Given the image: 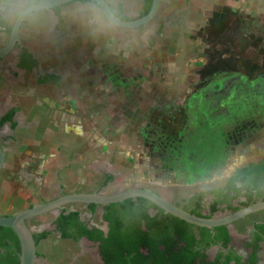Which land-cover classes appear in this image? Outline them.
<instances>
[{"label": "rangeland", "instance_id": "1", "mask_svg": "<svg viewBox=\"0 0 264 264\" xmlns=\"http://www.w3.org/2000/svg\"><path fill=\"white\" fill-rule=\"evenodd\" d=\"M263 1L259 0L257 3L255 0L251 5L248 0H226L225 7L227 8L213 9L218 24L214 23L211 26L204 24L203 28H197L195 33L189 34L191 40L196 41L197 48H201L197 55L201 56V59L188 63V65L183 64L186 62L185 56L188 54V50L183 49L186 51L184 58L181 57V64L185 66V72L180 71L174 75H171L170 71L163 72L165 81L178 80L181 86L177 91L173 89L171 83H165L167 86L164 88V93H171L169 96H172L177 92L181 94L180 96L174 99L168 98L166 95L160 97L154 94V89L137 88L142 92L144 90L149 92L150 97L145 99L148 105L144 110L138 107L140 109L138 113L141 112V114L134 117L136 121L134 120L132 129H130V124L128 125V116L121 122L116 123L115 121L117 129L114 130V133L115 131L119 132H116L111 138L112 141L115 138L117 143L127 142L135 148L134 163L123 166L110 159L102 146L101 148L98 146L102 144L100 129L97 130L100 133L99 136L93 137L95 135L91 133L93 120L91 118L86 120L84 135L80 136L81 138H77L74 134L71 135L76 137L75 140L71 139L74 144H81L80 158L77 159L81 169L85 167L90 171L92 169L109 171L112 167L119 166L125 169L122 185L126 189L135 188L142 183L161 188L186 190L201 189L205 185L222 180L245 159L252 161L259 159L264 148ZM136 2L135 0V3L134 1L132 3L136 5ZM163 5L162 11L168 7L167 4ZM179 7L177 6L176 10ZM135 8L138 9V6L136 5ZM199 10L201 19L213 15L210 13L211 8L201 7ZM161 12L148 23L150 28L155 27L159 20L163 21L162 18L166 15V11ZM134 15L136 14H132V16ZM184 32L187 35L188 29L186 28ZM194 36L195 40L192 38ZM121 41L127 48L128 42H131L132 38L125 37ZM141 41L142 44L139 46H135L134 41L131 43V48H136L139 51V54L136 53L137 57L133 55L131 61H128L127 58L114 61L110 66V71L115 73L117 80L119 67L125 66V70L131 68L133 74L131 77L127 70V78L130 76V79L138 81L143 77L145 71L143 70V73L141 70L139 71L138 63L135 64V61L142 63L147 54L146 57L154 62L156 51L160 50L163 53L172 51L171 47L169 49L167 46L161 47L166 44L165 40L163 44L160 42L161 39L152 40V37L149 40L143 38ZM145 41H147L146 44ZM180 42L184 43L185 41L181 40ZM179 47L182 48V45L180 44ZM160 53L158 52V55ZM150 60H146L148 70L155 71L156 66L148 63ZM202 64L206 66L200 71L193 74L188 72L191 66ZM150 65L153 66L150 67ZM7 69L10 70V67ZM8 73L13 75L12 71ZM13 76L14 79L8 84H3L0 89V95L4 96L7 101V104L2 105L6 109L12 105L10 98L23 95L26 90L31 92L29 88L32 86L28 79L22 84L15 75ZM191 78L201 82L200 85H196L197 90L203 86V82H220L218 85L212 83L207 87L205 89L208 94H206L207 100L199 98L196 104L192 98L188 97L191 90L190 85H192L189 83ZM17 83H21V87ZM187 83L189 86L186 88ZM34 91L35 89H33ZM51 96L57 100L61 98L60 93H53ZM34 113L35 116L27 115L24 119L28 123L32 122L31 118L35 120L38 130L34 137L23 140L20 138L21 136H17L18 132H16L15 143L19 145V149L13 157H9L7 166L18 169L15 168L11 171L14 175L11 172L10 174L6 173L7 178L2 192H8L11 200L7 203L8 208H1L0 211L3 213L14 214L19 209H26L28 202L35 201L33 206L44 204L54 199L58 194L54 186L53 172L56 167H60L62 160L59 161L61 158L56 157L57 147L60 152V145H63L61 149L64 150L66 143L71 141L68 138L70 135L65 133V124L68 123L66 126L72 130H67V133L75 132L77 129L74 126L78 117L72 115L67 117L58 104H52V108L49 109L40 100L37 102ZM7 128V126H4L3 129L0 128V133H6ZM124 132L127 135H124ZM128 133L131 134L128 135ZM90 141L98 146L96 153L89 150L88 143ZM8 153L10 154L9 149ZM70 170L79 178L76 167ZM85 172L86 170H81L80 175ZM15 196H18L20 200L15 201ZM28 196L30 199L27 201ZM223 215H227V213L223 211L218 214V217ZM54 218L53 214H46L37 217L36 223L39 224L40 230L52 231ZM243 238L241 235L233 236L232 250L239 249ZM218 251L217 248L208 249V257L211 259L218 254Z\"/></svg>", "mask_w": 264, "mask_h": 264}, {"label": "crops", "instance_id": "2", "mask_svg": "<svg viewBox=\"0 0 264 264\" xmlns=\"http://www.w3.org/2000/svg\"><path fill=\"white\" fill-rule=\"evenodd\" d=\"M39 1L43 0H0V19H2L5 22V26L11 30L19 13L23 9ZM133 1L135 3V0H106L109 8L114 14L117 13L118 6L121 5L124 11L123 16L130 18L131 21L138 15L142 8V5L136 2L138 6V9H136V5L132 3ZM185 1L186 0H160L162 7L164 6L163 4H167L168 7L166 10H163L166 11V15L162 18L163 21L159 20L153 28H150L148 24L140 28L117 27L105 19L99 7L89 0L86 2L74 0L55 6L58 7L57 10L53 7L50 10L33 13L27 16L21 25L18 35V50L8 53L6 57L0 61V89L3 87V84H8V82L14 79L13 75L18 78L19 82L22 80L21 77L24 71L17 66L19 56L23 48L26 47L30 49L35 59L38 61V66L34 69L35 71L33 69L31 70L34 72V75L28 79L31 82L30 86H32L29 88L31 92L26 90L24 94L26 96H34L35 92H33V89H35L37 79L44 74H54L59 78L58 86L61 90V98L57 100L50 95L41 101L43 104H46L49 109L52 108V104L60 105V109L67 114V117L69 115L76 118L78 117L77 123L74 126L77 130L67 133V130H72L68 129L69 126H66V124H68L66 123L65 133L67 135L74 134L81 138L80 136L84 135V124L86 120L91 118L93 120L91 133L95 134L93 137L99 136V134L102 133L100 138L102 144L98 146H100V148L102 146L106 155L123 166L134 163L133 155L136 152L135 148L127 142L117 143L115 142V138H113V143L111 139L116 132H119L115 131L114 133V130L117 129L115 128L116 123L121 122L128 116V125L130 124V129H132L133 122L136 119H134V117H138V115L141 114V112L138 113V111L140 109L144 110L146 105H148L146 97H150L149 92L147 90L142 92V90H138L137 88L154 89V94L156 96H162L165 92L164 88L167 86L165 83H171L174 90L181 87L178 80L165 81L163 79V72L166 73L170 71L171 75L180 71L185 72V66L181 64V57L183 56L182 58H184L185 51H183V49H185V47L188 50V54L185 56L187 60L185 58L186 62L183 64L186 63V65H188V63L190 64L197 59H201V56H197L201 48H197L196 41H192L189 34L195 33L197 28H203L204 24L209 26L214 23L218 24L215 20L216 13L214 15L213 9L224 8L226 4V0H187L185 5H183ZM248 1L251 5L255 2V0ZM256 2L258 3L259 0H256ZM174 6L180 7L176 10ZM201 7L211 8L212 10H210V13H213L212 17L209 16L201 19L199 10ZM161 11L160 9V12ZM163 11L161 13H164ZM132 14L136 15L132 16ZM186 28L188 29L187 35L184 34ZM153 32H155L153 35L154 37L152 36ZM9 34L2 30L0 31V49L4 47ZM125 37H131L132 41L136 44L135 46L141 45V40H143V38H148V40L151 39V37L152 40L161 39V44H163L165 40L166 44L161 47L167 46V49L171 47L172 51L169 50V53H163L160 50L156 51L155 53L157 54L156 57L154 56V62L146 57L147 54L142 63L135 61V64L138 63L139 71L141 70L142 73L145 71L143 77L138 79V81L130 79V76L127 78L128 72L131 74V77H133V74L131 68L127 69L129 70L127 72L125 66L123 68L119 67V78L117 80L115 73L110 71V66L113 65L114 61L117 62L125 60L126 58L128 61H131L133 55L137 57L136 53L139 54L136 48H131L132 41L128 42L127 48L123 46L124 44L121 39L124 40ZM192 38L195 40L196 37L194 36ZM181 40L185 42L181 43ZM146 42L147 41H145V44ZM180 44L182 48L179 47ZM158 52H161L160 55H158ZM11 57H13V59H11ZM151 57H153V55H151ZM146 60H150L148 63L156 66L155 71L148 70ZM10 61H12V64H10ZM152 66L153 65H150V67ZM205 66L203 64L191 66L188 72L193 74L200 71ZM8 67H10V70L7 69ZM9 71H12L13 77L8 73ZM73 75H75V77H73ZM219 82L212 83L213 85H218ZM189 83L192 85H190L191 90L188 97L192 98L194 103L197 104L199 98L207 100L208 94L205 89L212 84L211 81L203 82V86L198 88L199 90L196 89V85H200V81L191 78ZM189 83H187L186 88L189 86ZM71 88L75 89L73 90L74 93ZM169 94L171 95V93ZM177 94L181 95L180 93ZM167 97L169 98V96ZM35 99L36 102L39 101V97L36 96ZM3 104H7V101L4 99V96L0 95L1 113H3V109H5L2 107ZM138 107H140V109ZM30 113L31 111L26 113V115L32 116L35 114L34 111L31 115H29ZM0 116H2V114ZM98 129H100V133L97 132ZM123 134L127 135L125 132ZM130 134L131 133H128V135ZM88 146H90V151L93 150L95 153L98 151V146L95 145V143L90 141ZM3 154L7 155V153ZM10 168L7 165L4 166L2 171L4 175H6V173L10 174L15 168L18 169L13 166ZM11 174L14 175L12 172ZM2 195L0 210L1 208H8L7 203L11 200V196L8 192H3ZM15 199V201L20 200L18 196H15ZM29 199L30 196L26 198L27 201ZM81 246L86 250L88 243L83 241Z\"/></svg>", "mask_w": 264, "mask_h": 264}, {"label": "trees", "instance_id": "3", "mask_svg": "<svg viewBox=\"0 0 264 264\" xmlns=\"http://www.w3.org/2000/svg\"><path fill=\"white\" fill-rule=\"evenodd\" d=\"M80 1L86 2L87 0ZM151 5L152 0H144L142 9L133 20L147 15ZM159 7V9H163L161 4ZM54 9L57 10L58 7ZM114 15L122 21H131L130 18L123 16L124 11L121 5L118 6L117 13ZM140 27L142 26L138 28ZM0 29L7 34L10 33V28L5 26L2 19H0ZM17 66L29 74L32 69L37 68L38 61L31 50L25 47L21 51ZM58 79L54 74H44L37 79L36 83L44 84L51 81L55 89L59 91ZM165 95L169 96L170 94L163 93L160 97ZM178 96L180 95L176 92L169 98L174 99ZM19 110H21L20 107L3 109L0 126L10 124V128L14 129L16 123L12 121V117ZM76 137L70 135L68 138L75 140ZM80 145L74 144L72 140L66 143V147L69 146L70 149V162L77 161L79 158ZM60 148H63L62 144ZM62 164H65L64 161ZM74 178L77 180V176ZM95 179L98 180L96 184L89 187L85 185L77 193L97 192L112 181L113 176L104 174L101 179L97 176ZM225 183V186L213 189L208 193L201 192L199 188L186 189L189 192L195 191V193L188 202L184 200L180 205L174 202L175 198L169 197L171 193L180 195L182 193L180 189L161 188L153 185H147L143 189L155 193L168 202L171 201V204L191 215L209 219L223 211L235 212L239 208L264 201V162L254 171L244 168L237 170L226 179ZM206 198L208 204L207 207H204ZM34 203L35 201L28 202L27 207H32ZM100 206L103 210L101 219L106 224L104 230L98 227H88L80 220L78 210H63L53 220L54 229L52 231L46 230L33 234L35 246L37 247L42 241L54 235L53 238L57 244L55 247L52 246V255L59 256L61 260H53L54 264L62 263L60 252L64 242L71 240L76 244L81 238L98 243V249L93 255L103 264H231V262L233 264H255L257 261L258 242L262 240L258 235L254 237L255 246L252 254L244 262L233 250L228 256L218 254L213 261H209L204 253L208 246L221 243L226 247L230 241L229 230L226 226L213 228L215 234L212 240H209L207 238L211 236L210 229L197 227L172 215L164 214L160 208L143 198L128 199L120 203ZM95 208L96 205L89 204L87 210L94 214ZM12 214L0 211V216ZM255 227L256 229L264 228V223ZM195 230L198 233L194 232ZM45 247L47 246L45 245ZM45 252H49V249L47 248ZM19 254L20 246L16 235L10 229L0 227V264H19ZM39 257L42 255L37 254V258Z\"/></svg>", "mask_w": 264, "mask_h": 264}, {"label": "flooded vegetation", "instance_id": "4", "mask_svg": "<svg viewBox=\"0 0 264 264\" xmlns=\"http://www.w3.org/2000/svg\"><path fill=\"white\" fill-rule=\"evenodd\" d=\"M137 2L140 3L142 6L144 4V0H137ZM159 6H160V0H159ZM159 6H158V10H157L156 15L158 14V12H160ZM18 48H19V42L17 44H15V46L13 47L11 52L17 51ZM3 58H0V61ZM3 65H4V63H3ZM23 71H24L23 76L21 77L22 80L20 81L22 84L25 83V81L27 79H29L31 76L34 75L33 71H31L29 74H27L25 70H23ZM21 83H17V85H20L19 87H21V85H22ZM24 87H26V86H24ZM34 92H35L34 96H26L25 94H23V95L13 96L12 98H10V103L12 104L10 106V109L11 108H18V107L21 108V110L15 112L13 117H12V121H14L16 123V126L14 129L10 128V124H3L0 126L1 129H3L4 126L8 127L6 133L4 132V130H3L4 133H0V148L2 149L3 153H7L8 149L10 151V154L9 153L7 155L3 154L4 155V162H3L4 164L2 165L3 167L0 169V205L2 204L1 203L2 196H3L2 195V193H3L2 189H3L4 183H5L6 178H7L6 175H4V173L2 172L3 168H4V166L7 165V162H8L7 160H9V157H13L15 155L16 151L19 149V145H16V143H15L16 132H18L17 136H21L20 138H22L23 140H26V139L28 140V139H30V137H34V134H36V131L38 130V128L36 126V122H35V120H33V118H31L32 122L30 121L29 123L24 120L27 116L26 113H28L30 111L33 112L36 110V108H37V102L35 99L36 96L39 97V100L41 101L42 99L47 98V96L53 95V93L54 94L60 93L59 91H57L55 89V86L51 81H47V83H44V84L36 83ZM1 114H3V113L0 112V115ZM19 115H20V118H18ZM6 148H8V149H6ZM59 150H60V152L58 151V147H57L56 157L61 158V159H59V161L62 160V161H64L65 164H61V165L59 164L60 167H56L54 172H53L54 183H55L54 186L56 187V191L58 193L54 199H57V198L62 197V196L70 195V194H76L77 192H80L85 185H88V187H89L90 185L96 184L98 180L95 179V176H97L99 179H101L102 175H104V174L112 175L113 179H112V181L108 182L104 187L99 189L97 192H102L105 194H114V193H117L119 191L127 190L122 185V182L124 181V170L125 169L120 168L119 166H114L109 171H106V170L99 171L96 169H92L90 171L89 169L88 170L85 169V167H83V169H81V166H79L78 160L70 162V158H69L70 149H69V147H65L64 150L59 147ZM261 155L262 156H260L259 159H256L254 161L249 160V159L243 160V162L241 164H239L238 166H235V168H233L232 171L226 177H223L222 180L213 182L209 185H205L204 187H202L200 189V191L208 193L209 191H211L213 189L215 190L218 187L225 186L226 179L229 178L230 175L233 174L234 172H236L237 170H240L243 168L249 169L251 171L257 170L260 167V165L264 162V148H263V151L261 152ZM73 167H76L78 169L77 174H79V176H78L79 178H77V180L74 178V176H76L73 174L74 172L72 173L70 170ZM81 170H86V173L80 175ZM146 186H147L146 184L140 183L136 187L137 188H145ZM154 192H158V191H154ZM194 193H195V191L189 192L188 190L183 189L182 193H180V195H178V194L174 195L173 193H171L169 195V197L171 199L175 198L174 202L180 205V203H183L184 200H186V202H188L189 199L192 198ZM54 199H52V200H54ZM206 200H207V198L205 199V202L203 205L204 207H207V204H208V202ZM169 202H171V201H169ZM88 205L89 204H85V203H69V204H66L62 207V209L59 211L58 215L63 210H67V211L78 210L80 212V220L83 221L85 224H87L88 227H98V228L104 230L106 228V224L101 219V217L103 215V210L101 209L102 206L94 204V205H96L95 212H94V214H91L87 210ZM239 209H241V208H239ZM226 213L230 214L233 212L227 211ZM58 215H56L55 218ZM213 217H218V215H214ZM36 220H37V217L32 218V219L27 221V225L33 231V234L43 232V230H40V226H39V224L36 223ZM263 223H264V210H261L259 212L250 214L246 217H243V218L231 223L230 225H227L226 227L229 230V236H230L229 243L226 245V247H224L223 244H221V243H217V244L208 246L207 249L204 251L208 260L213 261L218 254H223L224 256H228V254L230 252H232V241H233L232 238H233V236L234 235H241L242 237H244L243 242L241 245H239L238 250H233V251L236 255L240 256L241 260L244 262L252 254V252L254 250V246H255L254 237L258 235L262 238V240L260 242H258L259 250L256 252V260L257 261L255 264H264V230H263L264 228L256 229V227H255V226L261 225ZM214 228H216V227H214ZM212 229L213 228L210 229L211 230L210 231L211 236L209 238H207L209 240H212V238L215 234ZM194 232L198 233V231H196V230ZM7 236L8 235L6 234V237ZM53 237H54V235L52 237H49L45 241H42V243H40L36 247V264H54L53 260L61 261L59 256H57V255L53 256L52 255V250H53L52 246L55 247L57 244V242L54 240ZM83 241L88 243L86 250L84 249V247L81 246ZM45 245L47 247H45ZM98 246H99L98 243L90 242L89 240H87L85 238H81L76 244L71 240L64 242L62 244V250L60 252V254H62L60 256L62 259V263L63 264H103V263H100L101 260H99L96 256L93 255V253H95L97 251ZM199 247H201V246H199ZM47 248L49 249V252H45ZM211 248H217L219 251H218V254L214 255L210 259L208 257V254H207V250L211 249ZM37 254L42 255V257L37 258ZM231 264H233V262H231Z\"/></svg>", "mask_w": 264, "mask_h": 264}, {"label": "water", "instance_id": "5", "mask_svg": "<svg viewBox=\"0 0 264 264\" xmlns=\"http://www.w3.org/2000/svg\"><path fill=\"white\" fill-rule=\"evenodd\" d=\"M71 1L74 0H43L23 9L19 13L11 27L7 42L5 43L4 47L0 49V58H3L8 53H10L15 44L18 43L19 30L27 16L39 11L50 10L55 6H59ZM89 1L93 2L96 6L99 7L100 12L105 19H107L113 25L121 28H136L149 23L156 16L159 6V0H152L151 9L147 15L136 20L125 22L114 15V13L109 8L106 0ZM3 162L4 155L2 149L0 148V169L2 168ZM134 198L146 199L160 208L164 212V214L172 215L173 217H176L188 224L207 229L227 226L243 217L264 210V202H260L248 207L241 208L227 215L205 219L196 217L183 211L180 208H177L170 202L166 201L162 197L149 190L135 187L132 189L119 191L114 194L93 192L76 193L62 196L38 206H32L30 208L20 210L10 216H0V227L10 229L18 238L20 246L19 264H36V246L33 238V231L27 225L28 220L46 214H53L54 216H56L58 215L62 207L69 203L108 205L120 203L125 200Z\"/></svg>", "mask_w": 264, "mask_h": 264}, {"label": "built area", "instance_id": "6", "mask_svg": "<svg viewBox=\"0 0 264 264\" xmlns=\"http://www.w3.org/2000/svg\"><path fill=\"white\" fill-rule=\"evenodd\" d=\"M2 29H0V31H1Z\"/></svg>", "mask_w": 264, "mask_h": 264}]
</instances>
